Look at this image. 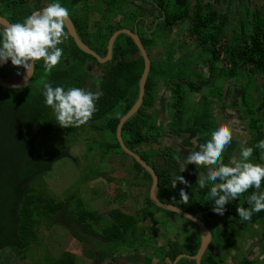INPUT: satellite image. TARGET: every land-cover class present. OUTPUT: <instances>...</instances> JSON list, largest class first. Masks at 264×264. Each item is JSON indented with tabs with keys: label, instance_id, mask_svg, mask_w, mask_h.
<instances>
[{
	"label": "trees",
	"instance_id": "trees-1",
	"mask_svg": "<svg viewBox=\"0 0 264 264\" xmlns=\"http://www.w3.org/2000/svg\"><path fill=\"white\" fill-rule=\"evenodd\" d=\"M100 1L103 5L100 11L101 20L93 24L88 23L89 14L85 0H62V3L68 9L81 41L101 58L106 56L107 43L114 32L128 29L139 37L150 60V71L141 107L123 123L121 137L126 147L140 155L154 169L158 178L156 196L160 201L173 204L195 215L208 226L220 223L219 229L217 228L219 232L212 236L201 264H221L229 251L225 252L223 257L212 256L221 253L219 250L221 244L224 242L229 244L232 251L238 249L239 244L235 238L241 231L244 232L248 225L256 227L260 225L264 232V211L253 213L251 219L247 221H241L236 212L237 207H250L247 204V197L256 189H249L238 199L230 201L225 206L223 215L216 214L212 211L214 202L208 196L210 185L201 189L196 184L197 180L186 178L182 172L179 173L183 167L181 161L187 158L188 151L182 152L170 145L155 154L140 149L143 144L149 142L159 143L165 132L180 138L181 146L185 148L194 146L193 139L197 144L205 143L210 139L212 132L210 130L219 125L216 124V117L211 112V105L214 100L221 101L224 98L223 82L238 78L241 69L246 71L244 81L233 83L241 90L240 112L248 119L246 124L249 137L246 146L254 147L259 140L264 139L262 123L264 108L261 102L258 103L259 96L253 98V103L247 101V93L250 90L258 87L264 89L263 84L259 82L261 79L264 80V15L258 8L247 9L246 13L236 16L233 20L229 13L221 11L210 0H140L147 5L146 7L137 5L136 0ZM42 3V0H0V16L7 18L11 23H22L34 11L44 8L45 6L38 7ZM131 7L135 8L133 12L124 15L115 24L107 20L114 12L121 13L122 10H129ZM123 20L134 25L131 28L125 27L122 25ZM148 20H151L149 24ZM183 25L186 28V36L192 40L188 45L192 50L187 56L174 59L176 52L169 46L164 58L157 60L151 54V50L156 46L158 39L166 44L168 42L166 33L170 35L174 29ZM3 30L4 27L0 25V39ZM65 33L63 43L58 45L63 49L61 62L51 73L44 71L42 60L36 61L35 73L28 85L21 89L0 86V264H22L19 262L24 261L28 251L39 243V227L46 225L47 228H51L56 222L67 227L80 240L82 238L78 234L83 232L82 234L99 236L107 242L126 245L127 249L132 246H151L142 242V235L138 232L141 226L139 213L128 214L118 208H112L108 210L109 218L106 219L108 221H103L102 226L96 228L95 221L98 216L82 200L81 194L70 191L69 195L61 199L48 192L45 176L52 171L54 165L65 157L76 159L71 153V139L74 137L82 141L91 131L101 134L100 138L96 136L85 140L98 141L97 146L89 147L91 150L99 151L98 162L100 158L113 157L118 151L128 156L131 159L129 164L133 168V171L127 173V176L130 175L133 179L131 184L139 186L140 189L136 190L140 193L139 190L143 191L144 184L149 182L143 198L144 205L163 210L167 212L168 217L178 215L151 202L148 194L150 174L122 150L116 137L119 119L131 109L137 99L138 84L144 67L143 58L135 43L125 34L118 35L113 44L111 59L101 64L79 49L67 28ZM194 54H204L207 57L206 71H196ZM189 57L191 59L186 60ZM89 62L93 68L94 65L97 66L95 68L97 72L89 68ZM164 65L166 67H163ZM25 71V68L13 66L10 62L0 69V75L8 82L17 83ZM90 78L96 89L88 87ZM45 82L53 87L61 86L65 90L71 87L92 92L101 90L103 95L96 103L97 111L92 119L79 127L61 128L56 123L53 110L44 102L42 92ZM160 86L164 91H171L170 99L159 96V103L155 102L158 108L171 118L165 125L154 121L157 116L156 110L153 109L154 100ZM202 89L207 93H201ZM189 93L201 97L194 110H187L185 106V103H189ZM181 113L186 114L184 123L179 119ZM52 137L59 140L57 145L47 144ZM85 141L83 142L86 144ZM240 146L239 141L232 140L223 153L224 163H230L232 152L240 149ZM261 156L262 150L254 147L251 161L264 165ZM187 166L194 174L199 170L204 174L208 171L205 166L197 167L194 164ZM87 168L86 179L95 175L105 176L102 169H93L90 164H87ZM178 174L182 175L188 184L177 182L173 188L171 181ZM115 183L116 187L120 184L117 181ZM181 188L189 195L188 204L180 201ZM260 191H264V181ZM167 224L170 225L169 221ZM181 225L188 229L185 234L189 236L185 240L187 243L180 244L179 236L177 239L169 238L170 249L165 253L160 250V255L168 257L169 262L181 253L194 255L197 251V247L193 248V245H198V236L194 242L197 244H189L190 232L198 228L197 224L186 218ZM148 228L145 225L140 230ZM177 234L181 235L180 232ZM221 237L224 238V242L221 241ZM83 241L82 239L81 243ZM121 246H113L109 252L117 255L124 248ZM76 260L74 252L64 251L59 257L44 256L35 264H77ZM146 261L150 264L149 258ZM186 262L195 264V260L191 259H187Z\"/></svg>",
	"mask_w": 264,
	"mask_h": 264
},
{
	"label": "rangeland",
	"instance_id": "rangeland-1",
	"mask_svg": "<svg viewBox=\"0 0 264 264\" xmlns=\"http://www.w3.org/2000/svg\"><path fill=\"white\" fill-rule=\"evenodd\" d=\"M42 5H38L41 7H46L48 4L53 2H59L63 5L62 0H42ZM87 7H88V23L93 24L96 21L101 20L100 11L103 8V5L100 0H85ZM212 4L218 7L221 11L229 13L231 18L235 20L236 16L246 13L247 9L254 10L259 9L260 13L264 15V1L263 0H210ZM137 5H144L140 0H136ZM147 5H144L146 7ZM37 7V8H38ZM135 8L131 7L129 10H122L121 13L116 11L110 17H107V20L113 24L117 22L121 17L123 18L124 15L133 12ZM78 10V9H77ZM151 20H148V24ZM124 22V20H123ZM125 27H132L131 22L125 21L122 23ZM183 25L180 28L174 29L170 35L166 33V37L168 38V42L163 44V42L158 39L156 46L151 50V54L159 59L164 58L165 52L168 50V47L171 46V49H174L176 54L174 55V59L179 57L187 56L188 53L192 50L189 48L188 45L192 43V40L186 36V32ZM94 26H92L93 28ZM150 27H152L150 25ZM90 31H92L90 27ZM164 35V34H163ZM185 39V40H184ZM191 58H187L186 60H190ZM193 59L196 62L197 72H203L207 70V65H205V60L207 57L203 55L194 54ZM97 66L89 62V68L92 71L97 72L95 69ZM163 67H166L164 65ZM7 73H2V75ZM207 75V74H205ZM240 76L235 80H227L223 82L224 89V98L219 101L218 104H213L211 107V112L216 117V124H228L233 129V139H236L241 144L245 143L247 138L249 137L248 127H247V117L242 116L240 112V107L242 100L240 99L241 90L234 85L235 83H241L245 79L246 71L245 69H241ZM262 80V79H261ZM15 82V79H13ZM92 78L89 79V84L87 83L88 87L96 89V86L92 83ZM86 85V86H87ZM88 89V88H87ZM201 93H207L205 89L201 90ZM248 94V103H253V98L255 99L259 96L258 103L264 102V89H253L250 90ZM187 95V94H186ZM159 96H163L166 99H170L171 91L170 90H163L160 86L157 92V97L154 100V103H159ZM230 97L232 103L229 104L227 98ZM200 95L189 93L188 99L189 103H185L186 109L194 110L197 106V103L200 99ZM262 100V101H261ZM214 103H217V99L214 100ZM154 104L153 109L156 110L157 116L154 118L156 123H163L165 125L168 120L171 118L167 117L168 115L163 113L157 106ZM194 105V108H193ZM189 107V108H188ZM259 107V104H258ZM264 108V105H263ZM186 110V111H187ZM259 110V109H258ZM260 111V110H259ZM167 112V111H166ZM263 114V112H261ZM181 123L185 122L186 114H179ZM264 116V114H263ZM230 123H234L232 127ZM264 125V121L262 120ZM214 129H211L213 131ZM99 136L101 137L100 132L91 131L90 135L86 136L84 140H76L74 137L71 139V153L76 157V159L72 158H62L59 160L52 169L49 174L45 176L46 186L48 188L49 193H53L58 198H65L66 195L70 194V191L76 194H81L82 200L87 204V206L94 211L98 219L95 221V227L98 228L102 226V222L109 218L108 210L112 208H118L125 213L128 214H137L141 216L140 219V228L143 226L149 227V233L147 234L146 230L139 231L142 235V242L144 244H151V246L155 247L154 251L150 247H129L127 249L130 254L131 250L137 251L141 253L143 256H149L150 264H163L160 255V246L159 244L163 245L166 243V237L171 239H177L180 236V244H183L188 235H178V232H182L186 234L188 229L184 228L181 223L186 221V218L178 215H172L173 217H168L166 215L167 212L163 210H158L153 206H145L143 203L144 194L147 190V182L145 185V189L143 191L139 190L140 193L136 189H140L139 186H135L131 184L132 178L130 175L127 176V173L133 168L129 164L131 159L127 156H124L120 151L113 154V157H103L99 159V162H103L100 164L98 162L99 151L91 150L89 147L97 146L98 141H90L86 142L85 140L92 139V137ZM232 139V140H233ZM58 139L52 137L50 141H47L49 145H57ZM85 141L86 144L83 142ZM193 142H196L193 139ZM174 146L179 148L182 152H189L190 150H195L194 146L185 148L181 146L180 138H175L173 135L167 134V132L162 134L159 143H146L142 145L140 149L143 152H151L155 154L157 151H162V149L167 146ZM137 149V150H138ZM140 152V151H139ZM239 152L240 149H236L232 152V159L236 158L239 159ZM118 154L117 156H114ZM187 158H185L186 160ZM183 161V160H182ZM181 161V162H182ZM184 162V161H183ZM87 164H90L93 169H102L105 172V176L102 175H95L93 178L86 179L85 172L88 170ZM182 175L186 178H191L197 180V176L205 175L203 171L199 170L194 174L190 168L186 167L185 170L182 172ZM109 180H107V179ZM189 178V179H190ZM112 180V181H111ZM119 182L118 186H115L116 181ZM79 183L78 185L76 183ZM144 182V181H143ZM142 182V183H143ZM151 183V182H150ZM177 184V183H176ZM172 191V190H171ZM149 194V190H148ZM139 195V196H138ZM108 221V220H106ZM110 221V220H109ZM169 221L170 225L167 224ZM106 223V222H105ZM229 224V223H228ZM220 223L212 224V229H214V234H218ZM231 224H229L230 226ZM218 228V229H217ZM169 229V230H168ZM168 230V232H166ZM238 230V228H236ZM83 232L79 233L78 235L84 240L81 243V240L75 237L71 231L56 222L51 228H47L46 225H42L39 227V236L40 240L37 245H34L27 253L26 259L24 261L19 262L22 264H35L38 259H42L44 256H51V257H59L64 251H71L76 254V262L77 264H98L99 261L96 262V258H103L106 257L110 252L111 247L113 246H121V244L117 242H107L102 240L99 236L93 234H82ZM196 233V232H195ZM194 233V234H195ZM191 234V232H190ZM264 235L262 233V228L256 226H249L246 230L241 231L240 234L236 236V241L239 244V248L234 250L235 252L230 249L229 244H226L223 241V237H221V241L224 242L219 246V250L221 253H217L216 255H212L213 258H217V256L223 257L225 252L228 254L225 255V264H235V261L238 260V263L241 264L242 259L244 256H248L250 253V249L252 246L261 241V237ZM166 236V237H165ZM260 236V237H259ZM165 237V238H162ZM139 241H141L139 239ZM140 244V243H138ZM220 244V243H219ZM134 245V244H133ZM166 245V244H165ZM251 245V246H250ZM260 248L264 250V241L262 244H259ZM121 246V247H125ZM135 246V245H134ZM196 247V245H193ZM198 246V245H197ZM250 246V247H249ZM115 249V248H113ZM150 249V250H149ZM232 251V252H231ZM148 252V253H146ZM131 258V256H129ZM144 258V257H143ZM142 258V260H144ZM160 259V260H159ZM129 261H136L135 257L129 259ZM147 262V261H146ZM145 262V263H146ZM255 263V262H253ZM147 264V263H146ZM178 264H184L183 260ZM222 264V263H221ZM258 264H261L258 262Z\"/></svg>",
	"mask_w": 264,
	"mask_h": 264
},
{
	"label": "clouds",
	"instance_id": "clouds-1",
	"mask_svg": "<svg viewBox=\"0 0 264 264\" xmlns=\"http://www.w3.org/2000/svg\"><path fill=\"white\" fill-rule=\"evenodd\" d=\"M69 11L59 2L48 4L41 10L34 11L24 21L5 26L0 39V63L9 60L13 66L28 69L36 61H43L46 73H51L60 62L63 49L58 47L66 36L65 28ZM42 95L46 106L55 115L56 123L61 128L79 127L89 122L97 111L96 103L103 95L101 90L92 92L83 88L71 87L65 90L61 86L53 87L50 83L43 84ZM233 139V129L228 124L218 125L205 143H196L194 149L187 154L186 163L180 168L183 172L188 164L197 167L205 166L208 171L197 179L196 184L203 189L210 185L209 199L214 202L212 211L223 215L230 201L238 199L256 189L247 197L250 207H237L236 212L241 221L250 220L253 213L264 211V191H260L264 181V165L253 163L251 157L254 147L262 150L264 159V139L254 147L240 146L239 159L233 158L230 163L223 161V153ZM188 184L180 174L174 176L171 186L176 183ZM180 201L189 203L188 193L180 189Z\"/></svg>",
	"mask_w": 264,
	"mask_h": 264
},
{
	"label": "water",
	"instance_id": "water-1",
	"mask_svg": "<svg viewBox=\"0 0 264 264\" xmlns=\"http://www.w3.org/2000/svg\"><path fill=\"white\" fill-rule=\"evenodd\" d=\"M8 24H11V22L7 18L0 16V25L5 28V26H7ZM66 28H67L69 35L74 39V41H75L76 45L79 47V49H81L82 52H84V53L92 56L93 58H95L101 64L106 63L111 59L113 44H114L116 38L118 37V35L125 34V35L129 36L133 40V42L135 43L141 57L143 58L144 67H143V71H142V74H141V77L139 80V84H138L137 99H136L135 103L133 104V106L131 107V109L124 116H121V118L119 119V122H118L117 128H116V137H117V140H118L122 150L125 153H127L128 155H130L131 157H133L150 174L151 184L149 187V198H150L151 202L160 208L167 209L169 211L177 213L178 215H180L182 217L187 218L188 220L193 221L194 223L197 224V226L199 228L200 244L198 246L196 253L194 255L180 254V255L175 257L172 264H176L183 257L195 259L196 264H201L200 263L201 257L203 255L204 251L206 250L207 246L209 245L210 240H211V232H210L209 228L200 218L196 217L195 215H192V214L188 213L187 211H185V210H183V209H181V208H179L173 204L164 203L157 198L156 188H157V184H158V178H157V175H156L154 169L149 164H147V162L140 155L136 154L131 149L126 147V145L124 144L123 139L121 137V128H122L123 123L129 117L135 115L137 113V111L139 110V108L141 107L143 97H144V93H145V84H146L147 76H148L149 71H150V60L148 58L146 50L142 46V43H141L139 37L137 36V34L135 32H132L128 29H122V30H118V31L114 32L108 40L106 56L104 58H101L97 53H95L93 50H91L88 46H86L81 41V38L79 37L78 32L76 30V27H75L72 19L70 18V16L67 20ZM10 62L11 61L9 60L7 63H0V69ZM34 73H35V65H32L28 69H26L24 76L17 83L8 82V81L4 80L0 75V86L3 88H7V89H21V88H23L29 84L32 77L34 76Z\"/></svg>",
	"mask_w": 264,
	"mask_h": 264
},
{
	"label": "flooded vegetation",
	"instance_id": "flooded-vegetation-1",
	"mask_svg": "<svg viewBox=\"0 0 264 264\" xmlns=\"http://www.w3.org/2000/svg\"><path fill=\"white\" fill-rule=\"evenodd\" d=\"M184 161V162H183ZM181 162V165L184 166L186 161L183 160ZM186 167H188L186 165ZM206 224V223H205ZM207 225V224H206ZM207 227L209 228L210 232H211V239H212V236L214 234V229H212V226H208ZM146 232L147 234L149 233V230L146 229ZM168 232V231H167ZM196 232V233H195ZM181 235H185L184 233L180 232ZM195 233V234H194ZM262 233L264 234V232L262 231ZM199 237V242H198V246L200 244V231H199V228H196L195 230L191 231V238L190 239V242L189 244H197V243H194L196 241V237ZM166 237V236H165ZM165 237H162V238H165ZM260 237V236H259ZM178 239H180V236L178 237ZM171 239L167 238L166 237V243H164L163 245L159 244L160 246V250L165 253L166 250H169L170 249V243ZM264 241V235H262L261 237V241L254 244L252 246V248L250 249V253L248 256H244L243 258V264H258V262H260L261 264H264V250H262L260 248V245L259 244H262V242ZM211 242V240H210ZM184 243H187L186 241ZM166 244V245H165ZM210 244V243H209ZM151 245V244H150ZM198 246L197 249H198ZM251 246V245H250ZM249 246V247H250ZM153 247V246H152ZM208 247V246H207ZM155 249V247H153ZM207 249V248H206ZM237 250V249H236ZM206 251V250H205ZM130 252H132V254H130L129 252H127V254L125 253L124 255H116L114 253H109L108 255L106 254V257H103V258H96V262L99 261L98 264H145L143 261H142V254L141 253H138L134 250H131ZM233 252H235L233 250ZM181 254H186V253H181ZM131 255H136L135 257V260L136 261H129L127 262L129 259H132V256ZM180 255V254H179ZM186 255H189V254H186ZM129 256H131V258H129ZM178 256V255H177ZM161 260H162V263L163 264H172L173 261L169 262V258L168 257H160ZM167 259V260H166ZM187 259H191V260H195V259H192V258H186V257H183L181 258L176 264H178L179 262H181L183 260L184 264H188L186 262ZM160 260V259H159ZM241 262V263H242ZM255 262V263H253ZM201 263V262H200ZM157 264H160V263H157ZM195 264H196V261H195ZM222 264H225V261L223 260V263ZM234 264V263H233ZM235 264H239L238 263V260L235 261Z\"/></svg>",
	"mask_w": 264,
	"mask_h": 264
},
{
	"label": "crops",
	"instance_id": "crops-1",
	"mask_svg": "<svg viewBox=\"0 0 264 264\" xmlns=\"http://www.w3.org/2000/svg\"><path fill=\"white\" fill-rule=\"evenodd\" d=\"M259 82H261V84H263V86H264V80H261V81L259 80ZM227 101L229 102V104L232 103L230 97L227 98ZM216 102H217V103H213V104H218V103H219L218 100H217ZM213 104L211 105V107L213 106ZM263 105H264V102L261 103V106H263ZM230 125L233 127V126H234V123H230ZM186 153H187V152H186ZM140 247H141V246H140ZM143 247H150V248L153 250V252H156V251H154V248H153L152 246H146V245H144ZM126 248H127V246L124 247L122 251H120L119 253H117V256H118V255H124L125 253L127 254L128 250H126ZM193 248H195V246H194ZM149 250H150V249H149ZM136 252H137V251H136ZM146 253H148V252H146ZM204 253H205V251H204ZM204 253H203V254H204ZM131 256H133V255H131ZM135 256H136V255H135ZM202 256H203V255H202ZM143 257H144V258H143L144 260H142V261L145 263L147 258H145V256H143ZM147 257H149V256H147ZM201 259H202V257H201ZM223 259H224V261H225L226 257L224 256ZM166 260H167V259H166ZM145 264H146V263H145Z\"/></svg>",
	"mask_w": 264,
	"mask_h": 264
}]
</instances>
